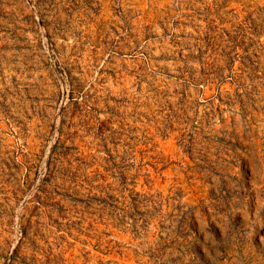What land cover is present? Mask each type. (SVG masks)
<instances>
[{
    "label": "rangeland",
    "instance_id": "obj_1",
    "mask_svg": "<svg viewBox=\"0 0 264 264\" xmlns=\"http://www.w3.org/2000/svg\"><path fill=\"white\" fill-rule=\"evenodd\" d=\"M0 264H264V0H0Z\"/></svg>",
    "mask_w": 264,
    "mask_h": 264
},
{
    "label": "trees",
    "instance_id": "obj_2",
    "mask_svg": "<svg viewBox=\"0 0 264 264\" xmlns=\"http://www.w3.org/2000/svg\"><path fill=\"white\" fill-rule=\"evenodd\" d=\"M62 109L65 110V107H62ZM63 173H64V172H63ZM46 180H49V179L47 178ZM20 244H21V242H19V243L17 244V246H16V248H15V250H14V252H13V255L19 251Z\"/></svg>",
    "mask_w": 264,
    "mask_h": 264
}]
</instances>
